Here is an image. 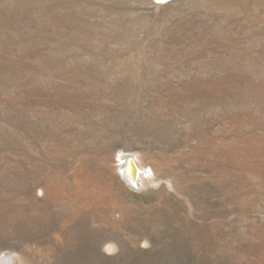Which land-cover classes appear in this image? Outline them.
<instances>
[{
  "label": "rangeland",
  "instance_id": "1",
  "mask_svg": "<svg viewBox=\"0 0 264 264\" xmlns=\"http://www.w3.org/2000/svg\"><path fill=\"white\" fill-rule=\"evenodd\" d=\"M127 155L156 184L129 187ZM47 188L97 208L101 264H264V0H0V216H59ZM45 236L0 253L72 264Z\"/></svg>",
  "mask_w": 264,
  "mask_h": 264
},
{
  "label": "bare ground",
  "instance_id": "2",
  "mask_svg": "<svg viewBox=\"0 0 264 264\" xmlns=\"http://www.w3.org/2000/svg\"><path fill=\"white\" fill-rule=\"evenodd\" d=\"M148 167L149 166L146 165L142 161L140 156L137 155L136 158L134 157L129 158V155H127L121 158V162L118 166V169H120L121 177L129 185V187L133 189L139 188V190L142 191V190L147 189L150 185L154 184L155 181L157 182V176L155 174L154 169L152 167H149L150 168L149 169ZM46 186L48 185L46 184ZM39 192L40 193L42 192L43 196L45 195V197H47V200H48V197L51 193V188L50 189L47 188L46 190L40 189ZM51 197H53L58 202L55 206L57 207L58 213H60L59 216L49 215L47 214L46 209H43V208H35V209H32V211L30 212L25 211V210L20 212V207H22V205L18 207L16 214L15 213L14 214H2L0 216V245H2L5 242V240L7 238H10L11 236L12 237L15 236V237H18L21 239H27V240L32 239L35 241L37 240L43 241L44 238H46L45 234L51 229L60 228L64 231L67 229V233L70 238L68 240V243L67 242L64 243V247H66L64 251V255L65 256L67 255L71 259L72 264H84L85 261H87L86 257L87 255L89 256V254L91 256V261L99 262L98 264H101L103 260L98 261L97 259V256H98L97 252L101 251L100 250L101 247L99 246L96 239L95 241L91 240L92 241L91 244L88 243V239H87L89 237L87 218L91 216L92 218L97 219L98 214H99L97 208L90 207L86 211H83V212L80 211L81 215L79 216L80 213H77V211L74 210L75 205L78 202L77 201L78 197L76 195L74 198L75 203L72 202V197H73L72 194L71 195L70 193L67 194L61 190H56L55 193H53ZM68 197H71V198L69 199V201L66 202V200L64 199ZM86 197L88 198V200L91 202L92 205L97 204V200H96L97 198L95 197V195H91L90 193L87 192ZM59 201L62 203H59ZM42 202H44V200ZM42 202H38V204L42 205L41 207L49 206L48 203L50 202H45V203H42ZM167 204L169 205L170 202H167ZM72 206H74L73 210L71 209ZM167 209H164L163 207L161 208L159 207L157 208V212L155 209L153 213L154 215L156 214L161 217V221L159 222V225L161 228H163V230L164 229L168 230L171 220L174 219L171 217V214L168 213ZM176 210L177 209L174 208L172 212H175ZM51 212H52V209L49 211V213ZM70 213H74L75 214L74 217L77 218L76 220H73L71 223L67 220ZM89 220L91 221V219ZM125 222L129 227H131L134 230V232L136 231L138 232L137 235L142 236L143 234L147 233L148 225L146 227L144 226L145 228L142 229L139 221H137L135 217H132L131 219L130 218L126 219ZM67 223L69 224V226ZM93 224H94V221H93ZM187 228L189 230H194L195 227L190 221H188ZM12 229L13 231H11ZM94 235L92 236L94 237ZM18 259H19L18 257H14L12 253L9 251L8 252L4 251L0 253V264H17ZM106 261H111V259L109 258Z\"/></svg>",
  "mask_w": 264,
  "mask_h": 264
},
{
  "label": "clouds",
  "instance_id": "3",
  "mask_svg": "<svg viewBox=\"0 0 264 264\" xmlns=\"http://www.w3.org/2000/svg\"><path fill=\"white\" fill-rule=\"evenodd\" d=\"M40 194H42V192ZM141 246L142 247H148V242L147 241H143ZM104 251L107 254H114L115 252L118 251V248H117V246L114 243H108V244H106L104 246ZM12 255L14 257H18L19 258L17 260V264H23V258L22 257H19V254L18 253L13 252Z\"/></svg>",
  "mask_w": 264,
  "mask_h": 264
},
{
  "label": "water",
  "instance_id": "4",
  "mask_svg": "<svg viewBox=\"0 0 264 264\" xmlns=\"http://www.w3.org/2000/svg\"><path fill=\"white\" fill-rule=\"evenodd\" d=\"M129 158H131V156H129Z\"/></svg>",
  "mask_w": 264,
  "mask_h": 264
}]
</instances>
